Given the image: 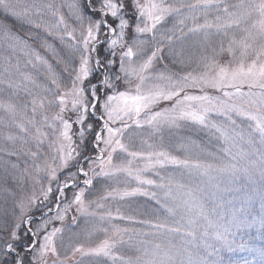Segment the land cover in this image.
<instances>
[{"label":"snow or ice","instance_id":"6c2138e0","mask_svg":"<svg viewBox=\"0 0 264 264\" xmlns=\"http://www.w3.org/2000/svg\"><path fill=\"white\" fill-rule=\"evenodd\" d=\"M254 227L264 0H0V264H264Z\"/></svg>","mask_w":264,"mask_h":264},{"label":"trees","instance_id":"16d2710c","mask_svg":"<svg viewBox=\"0 0 264 264\" xmlns=\"http://www.w3.org/2000/svg\"><path fill=\"white\" fill-rule=\"evenodd\" d=\"M139 202L143 203V198H139ZM235 241L237 244L241 242H254L259 244L262 241H264V235H262V233L258 231L257 228L254 227L252 229H245L237 232L235 236ZM241 256H247V253L246 252L238 253V256L236 258H239Z\"/></svg>","mask_w":264,"mask_h":264},{"label":"rangeland","instance_id":"374dc122","mask_svg":"<svg viewBox=\"0 0 264 264\" xmlns=\"http://www.w3.org/2000/svg\"><path fill=\"white\" fill-rule=\"evenodd\" d=\"M256 208L258 209L259 208V203L257 202L256 204ZM35 216L39 217V211L37 210L35 213H34ZM242 230H245V229H242ZM238 256V253L236 254V257Z\"/></svg>","mask_w":264,"mask_h":264}]
</instances>
